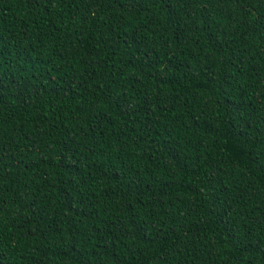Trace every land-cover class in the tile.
<instances>
[{
  "label": "trees",
  "instance_id": "obj_1",
  "mask_svg": "<svg viewBox=\"0 0 264 264\" xmlns=\"http://www.w3.org/2000/svg\"><path fill=\"white\" fill-rule=\"evenodd\" d=\"M0 264H264V0H0Z\"/></svg>",
  "mask_w": 264,
  "mask_h": 264
}]
</instances>
